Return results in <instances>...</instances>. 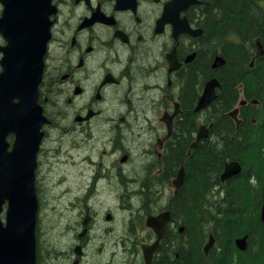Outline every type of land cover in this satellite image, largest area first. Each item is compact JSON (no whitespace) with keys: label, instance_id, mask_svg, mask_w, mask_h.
Returning <instances> with one entry per match:
<instances>
[{"label":"flooded vegetation","instance_id":"obj_1","mask_svg":"<svg viewBox=\"0 0 264 264\" xmlns=\"http://www.w3.org/2000/svg\"><path fill=\"white\" fill-rule=\"evenodd\" d=\"M34 1L0 0V72L11 36L24 49L43 16L49 36L38 98L46 120L35 168L37 264H147L144 246L159 238L147 219L170 213L151 259L160 264L169 244L186 233L177 214L186 168L181 187L174 183L186 167L180 158L184 82L205 63L202 50L212 68L218 55L227 62L212 45L206 48L212 0L186 9L190 0H50L41 12ZM252 100L244 106L260 104ZM207 109L197 112L198 127L200 120L210 124ZM250 120L257 123L254 115ZM175 137L176 156L170 152ZM58 168L67 173L60 178L66 188L43 192V176ZM51 200L55 211L65 210L62 226L45 213ZM193 241L195 264L196 230Z\"/></svg>","mask_w":264,"mask_h":264},{"label":"trees","instance_id":"obj_2","mask_svg":"<svg viewBox=\"0 0 264 264\" xmlns=\"http://www.w3.org/2000/svg\"><path fill=\"white\" fill-rule=\"evenodd\" d=\"M205 25L211 38L206 48L212 45L214 52L224 55L227 62L213 69L207 49L202 50L201 54L206 53L205 63L198 67V72L192 71L184 82L186 111L180 158L187 175L183 208L177 214H182L188 242L183 234L182 239L170 243L160 264H194L195 230L198 247L195 264H264V223L260 224L264 188V56L251 67L255 39L261 37L264 43V13L258 0H212ZM212 77H217L221 86L216 100L204 112L212 124L211 135L189 155L198 130V113L194 106L205 83ZM243 94L248 100L258 99L260 104L241 108L242 123L237 130L228 112L238 105ZM252 115L257 123L250 120ZM241 136L244 141L240 140ZM178 149L175 137L170 143V152L176 156ZM231 160H240L244 170L223 182L221 174ZM219 202L225 205L221 216L215 213ZM211 232L216 244L206 255L203 246ZM245 234L250 235V246L242 252L236 247L235 239Z\"/></svg>","mask_w":264,"mask_h":264},{"label":"water","instance_id":"obj_3","mask_svg":"<svg viewBox=\"0 0 264 264\" xmlns=\"http://www.w3.org/2000/svg\"><path fill=\"white\" fill-rule=\"evenodd\" d=\"M48 2L49 0H36L34 4H39L41 12ZM259 3L264 9V0H259ZM43 19L42 16V22ZM42 22L39 32L26 36L25 40L29 41L26 42L24 49L19 46L17 35H12L11 43L4 49L5 56L2 60L3 70L0 73V264H36L37 259L36 226L39 200L35 185V168L43 134L41 126L45 121L38 104V95L43 72L42 58L48 36ZM256 47V57L264 55V44L260 37L256 39ZM224 63L225 59L218 56L213 67H221ZM219 86L220 82L217 78L207 82L199 98L197 112L209 107L217 98ZM246 103L247 101L243 100L240 105ZM239 110L237 107L229 113V116L236 121L238 128L241 124ZM11 134L15 135L12 145L8 140ZM209 134V129L205 125L201 126L192 147H197ZM241 171V163L232 161L226 164L221 178L225 181ZM184 180L183 167L174 183L179 188ZM216 210L221 214L222 205L219 204ZM4 211L5 220L2 218ZM169 218L170 213H163L159 216H149L147 219L148 226L159 235L154 245L144 246L147 264H151L153 253L164 236ZM262 218L264 219V205ZM247 238L245 236L237 239L240 249H247ZM213 245L214 236L211 235L205 247L207 253Z\"/></svg>","mask_w":264,"mask_h":264},{"label":"rangeland","instance_id":"obj_4","mask_svg":"<svg viewBox=\"0 0 264 264\" xmlns=\"http://www.w3.org/2000/svg\"><path fill=\"white\" fill-rule=\"evenodd\" d=\"M203 116L206 117L205 114ZM200 123L202 124V123H206V122H202L200 120ZM74 173L79 174L77 172H74ZM65 175H67V173H65L62 168L55 169L50 174L44 175L43 178L44 177L45 178L43 180H41V189L43 190V192H45L47 194L51 193L52 192L51 188L57 187V193H60L61 192L60 189L66 188V185H67L65 181H60V178L64 177ZM60 196H62V194ZM46 197L47 196H45V199H46ZM48 198H53V197L51 195H48ZM61 200H62V203L63 202L65 203L63 198ZM45 206L47 208V211L45 213H47L49 215V219H48L49 222L51 224L57 222V224H58L57 226H62L64 224V215L63 214H64L65 210L63 209V210L55 211L53 200H51L50 202H47V203L45 202ZM42 213L44 215V211H42ZM60 216H62V217L60 218ZM3 218H5V214L3 215ZM120 219H122V217H120ZM196 235H197V233H196ZM206 242H207V240H206ZM42 245L46 249L50 244L43 241ZM263 246H264V244H263ZM109 251H110V249H109Z\"/></svg>","mask_w":264,"mask_h":264}]
</instances>
